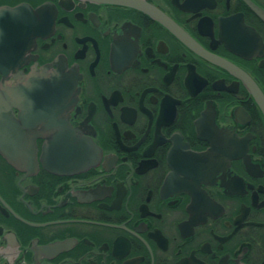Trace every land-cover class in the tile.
<instances>
[{"label": "flooded vegetation", "instance_id": "flooded-vegetation-1", "mask_svg": "<svg viewBox=\"0 0 264 264\" xmlns=\"http://www.w3.org/2000/svg\"><path fill=\"white\" fill-rule=\"evenodd\" d=\"M132 1L0 0V264H264V0Z\"/></svg>", "mask_w": 264, "mask_h": 264}, {"label": "water", "instance_id": "water-1", "mask_svg": "<svg viewBox=\"0 0 264 264\" xmlns=\"http://www.w3.org/2000/svg\"><path fill=\"white\" fill-rule=\"evenodd\" d=\"M94 3H111L116 5H131L132 0H84ZM54 13L49 4L44 3L34 10L26 4H19L14 7H0V53H24L29 44L34 43L37 37H43L51 32L53 26ZM54 74V73H53ZM3 79L12 76L17 83L21 80L25 83L23 89L26 90L31 84H36L28 90L43 91L39 97L47 92L50 82H58L60 77L52 75L46 67L38 70L36 74L29 73L22 76L20 74L2 73ZM0 83V98H3V83ZM38 83V84H37ZM57 91V86L55 85ZM19 89V85L17 87ZM15 91V88H14ZM5 130V127L0 125V131Z\"/></svg>", "mask_w": 264, "mask_h": 264}]
</instances>
